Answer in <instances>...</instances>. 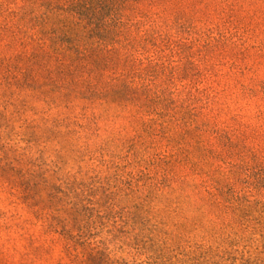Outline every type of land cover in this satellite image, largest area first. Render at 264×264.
<instances>
[{"label":"rangeland","instance_id":"rangeland-1","mask_svg":"<svg viewBox=\"0 0 264 264\" xmlns=\"http://www.w3.org/2000/svg\"><path fill=\"white\" fill-rule=\"evenodd\" d=\"M63 4L0 0V264H264V0H97L66 67Z\"/></svg>","mask_w":264,"mask_h":264},{"label":"trees","instance_id":"trees-1","mask_svg":"<svg viewBox=\"0 0 264 264\" xmlns=\"http://www.w3.org/2000/svg\"><path fill=\"white\" fill-rule=\"evenodd\" d=\"M96 1L64 0L59 12L54 9L53 16L43 17V22L38 25L36 40L45 48L50 59L54 58L63 67L75 63L84 64L92 57L93 52L103 51L118 43L115 40L114 28L107 19L99 20L101 10L93 5ZM114 80L119 83L120 88L128 90L132 86L122 78ZM120 93L113 94L120 97Z\"/></svg>","mask_w":264,"mask_h":264}]
</instances>
